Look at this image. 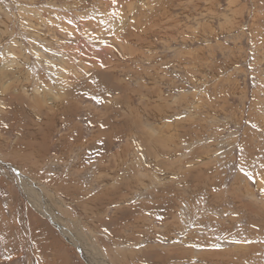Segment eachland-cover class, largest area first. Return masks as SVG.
<instances>
[{"label":"rangeland","instance_id":"1","mask_svg":"<svg viewBox=\"0 0 264 264\" xmlns=\"http://www.w3.org/2000/svg\"><path fill=\"white\" fill-rule=\"evenodd\" d=\"M78 242L264 264V0H0V264Z\"/></svg>","mask_w":264,"mask_h":264},{"label":"bare ground","instance_id":"2","mask_svg":"<svg viewBox=\"0 0 264 264\" xmlns=\"http://www.w3.org/2000/svg\"><path fill=\"white\" fill-rule=\"evenodd\" d=\"M19 178H20V176H19ZM23 179H25V178H23ZM24 190H25V192H27L29 194V197H30L29 199L31 200L33 208L37 212L42 214L43 216L50 218V220L53 223H55L57 225V227L60 228L62 233H64V234L66 233L67 237L71 236V239H72L73 234L70 231H65L64 228L61 226V224H58L57 220L54 218L55 216L53 215V211L51 210V206H49L47 201L43 200L45 197H43V195L40 192H36V191L32 190L31 188L30 189L29 188L24 189ZM78 244L81 246V249L83 251L82 256H84V258L86 260H88L90 264H108L105 257L96 248H94L93 245L86 246L84 244L83 245L80 244L79 242H78Z\"/></svg>","mask_w":264,"mask_h":264}]
</instances>
